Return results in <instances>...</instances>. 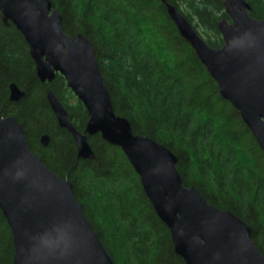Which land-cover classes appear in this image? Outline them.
Here are the masks:
<instances>
[{
    "label": "trees",
    "instance_id": "obj_1",
    "mask_svg": "<svg viewBox=\"0 0 264 264\" xmlns=\"http://www.w3.org/2000/svg\"><path fill=\"white\" fill-rule=\"evenodd\" d=\"M50 1L64 31L83 34L91 43L115 112L129 120L134 134L154 139L177 157L186 187L247 223L264 255V153L180 36L163 0ZM165 1L201 30L210 46L223 45L217 29L220 19H229L223 0ZM247 1L251 16L264 20V0ZM11 83L25 92L18 102L10 100ZM48 88L83 132L85 106L60 74L50 84L40 82L25 38L0 14V118L13 116L30 149L71 182L115 264H186L123 151L95 135L88 137L95 158H79L73 136L58 125L49 105ZM45 134L50 140L43 147ZM13 256L12 234L0 210V264H13Z\"/></svg>",
    "mask_w": 264,
    "mask_h": 264
},
{
    "label": "water",
    "instance_id": "obj_2",
    "mask_svg": "<svg viewBox=\"0 0 264 264\" xmlns=\"http://www.w3.org/2000/svg\"><path fill=\"white\" fill-rule=\"evenodd\" d=\"M163 2L180 36L264 153V20L251 16L247 0H223L229 19L217 23L224 43L214 48L174 4ZM0 14L25 38L40 82L50 84L60 74L85 106L88 120L80 132L47 89L58 125L73 136L78 157L95 158L88 142L95 135L119 147L186 264H264L250 226L209 203L195 187H186L177 157L154 139L134 134L129 120L115 112L91 43L83 34L64 31L61 13L50 0H0ZM9 89L12 102L25 96L15 83ZM49 140L45 134L40 143L46 147ZM0 210L12 234L13 264H115L75 199L71 182L30 149L13 116L0 118Z\"/></svg>",
    "mask_w": 264,
    "mask_h": 264
},
{
    "label": "rangeland",
    "instance_id": "obj_3",
    "mask_svg": "<svg viewBox=\"0 0 264 264\" xmlns=\"http://www.w3.org/2000/svg\"><path fill=\"white\" fill-rule=\"evenodd\" d=\"M199 31L201 33V30H199ZM148 34L151 35L150 31H148ZM157 45L160 48L161 45H159V44H157ZM160 52L163 53L162 50ZM163 55H164L165 59H169L168 56H166L164 53H163Z\"/></svg>",
    "mask_w": 264,
    "mask_h": 264
}]
</instances>
